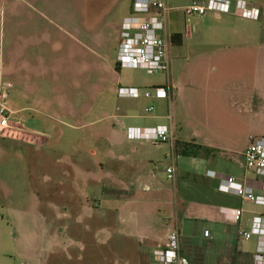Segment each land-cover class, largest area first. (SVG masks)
<instances>
[{"label":"crops","instance_id":"1","mask_svg":"<svg viewBox=\"0 0 264 264\" xmlns=\"http://www.w3.org/2000/svg\"><path fill=\"white\" fill-rule=\"evenodd\" d=\"M194 1L204 0H188L185 5ZM229 1L232 4L230 14L208 12L203 16H187L180 9L182 7H170L166 19V27L170 31V75L168 86L165 87L170 96L158 97L167 100L170 111L169 124L158 126L169 128L176 143L202 146L217 152L212 155L202 152L197 157L184 156L177 152L176 145L168 144L169 149L163 154L172 159V165L168 167H174V177L170 178L165 169L170 180L159 177L151 167L145 172L137 170L129 182H125L117 170L110 177L115 187H102L110 197L107 209L116 214L114 226L112 221L103 222L104 213L88 215L87 195H81V184L77 181L82 177L85 184L92 180L100 184L105 167L101 164L100 177H94L85 168L68 164L72 172L65 175L70 180L74 177L73 188L79 194L78 201L71 202L70 199L67 205L70 212L74 213L75 207L82 210L75 216L73 224L79 226L87 219L85 230L91 232L93 226L94 244L90 245L94 246L95 260L97 257L101 259L100 264H103V259L101 254L97 256L96 245L107 246L116 233L136 244L135 264H157L154 256L156 248L162 246L167 235L177 229L180 232L182 253L190 264H258L255 255L259 237L254 235L247 240L242 234L250 231L255 217L264 216V205L247 202L234 193L224 191L221 186L225 179L234 177L264 194V180L247 171L242 155L251 136L264 135V0H245L250 8L260 10L256 20L241 15L235 8L238 0ZM15 5L16 1L14 15H22L23 12ZM176 12L183 13L184 23ZM72 17H75L74 14ZM192 17L198 19L201 25L213 27L215 33L221 31V34L216 35L221 39L207 42L196 39L197 29L189 25ZM80 19L81 22L74 20L69 25L53 23L59 36L46 28L26 35L15 33L14 48L9 55L5 51L6 28L5 25L2 28L0 23V94L5 93L6 106L11 91L16 90L21 96H33L43 105L74 111L68 98L69 92L65 89L69 83L62 77L68 74L65 68H70L75 92H79L87 71L101 72V56L97 55L96 48L103 43L100 25H88L85 18ZM34 47L37 52L35 58L30 60L25 55ZM87 53L95 57V60L89 61V65L86 63ZM189 53L194 56L189 57ZM172 59L178 64L183 60L181 70L178 68L181 80L177 78V67L174 68L176 74L171 73ZM121 70L119 67L117 72ZM100 72L98 75H101ZM38 77L44 81H38ZM45 82L49 85L48 89L58 95L53 100L36 98L47 87ZM174 102L178 104L179 111L185 110L181 120L174 116ZM8 110L12 131L7 136H0L1 139H22L36 144L40 141L43 144L48 139L46 132L30 127L27 123L12 124L10 116L15 112ZM76 115L79 116V113L76 112ZM145 140L148 139L139 141ZM139 143L145 146L144 142ZM147 143L156 149L154 152L143 149L148 160L152 161L157 158L155 153L163 150L162 146L165 145L153 141ZM136 149L139 147L136 146ZM113 156L117 162L122 161V157L116 153ZM236 210L241 212L238 219L235 217ZM40 222L43 225L39 246L42 254L35 264L50 260L55 242L46 219L40 217ZM83 233L76 232L68 237V246L64 248L77 247L81 251L85 239ZM108 254L115 253L110 250ZM68 258L71 259V256ZM23 264L33 263L27 260Z\"/></svg>","mask_w":264,"mask_h":264},{"label":"rangeland","instance_id":"2","mask_svg":"<svg viewBox=\"0 0 264 264\" xmlns=\"http://www.w3.org/2000/svg\"><path fill=\"white\" fill-rule=\"evenodd\" d=\"M15 1V6L23 12L22 15H14ZM187 1L168 0L167 3L169 7H184ZM131 5L132 0H0V23L2 28L4 25L6 28L7 55L14 48L12 45L15 33L26 35L41 32L46 28L58 35L59 32L53 23L69 25L74 23V20L79 23L80 18L86 19V15L90 21L95 20L100 25L99 33L103 42L101 47L96 48L97 55L101 56V75H98V71H87L82 78L83 84L79 92H75L70 68H65L68 74L62 77L69 83L65 89L69 92L68 98L71 99L74 111L57 110L51 105H43L33 96H21L16 90L11 91L6 100L8 108L15 112L10 116L12 124L27 123L28 126L42 130L49 136L43 144L41 141L36 144L27 143L22 139L0 138V264H23L27 260L35 264L40 260V235L43 234L40 217L46 219V223L51 226V237L55 238L50 260L44 261L43 264H100L101 259L97 257L95 260L94 246L90 245L94 244L93 226L91 232L85 230L87 219L79 226L73 224L75 216L82 210L75 207L73 213L67 205L70 199L71 202L78 201L79 194L73 188L74 177L70 180L68 175H65L67 172L71 174V165L85 168L94 177L99 176L101 164L105 167L102 183L92 180L85 184L82 177L77 181L81 184V195H87L88 215L104 213L103 222L112 221L113 226L116 224V214L107 209V200L110 197L102 190L103 186L109 189L115 187L110 179L112 174L119 170L120 177L129 182L137 170L145 172L152 167L159 177L164 176L165 180H170L165 169L172 165V159L163 154L169 149L170 143H163V150H158L155 153L157 158L151 161L143 149L154 152L155 147L147 143L152 140H131L127 136L130 126L156 128L170 122L167 100L156 97L155 93L152 98L144 96L145 91H152L154 87H167L170 70L169 75L162 71L149 74L141 68L126 67L120 72L116 70L121 25L124 18L130 15ZM176 13L184 23L183 13ZM73 14L75 17H72ZM189 25L196 27L195 38L199 41L221 39L216 36L221 34V31L215 33L213 27L199 24L198 19L194 17ZM167 33L169 36L168 29ZM36 52L34 47L25 56L33 60ZM86 55V63L89 65V61L95 57L92 58L89 53ZM193 56L189 53V57ZM96 61L98 63L97 57ZM172 62L171 73L174 75L177 71V78L181 80L183 60L179 64L173 59ZM62 72L64 74V70ZM39 80L44 81L38 77ZM44 84L47 85V82ZM48 88L49 85L36 98L47 97L48 100H53L58 96ZM120 88H138L142 94L137 98L123 96L119 93ZM151 106L154 111H147ZM184 111H179L178 104L174 102L173 112L177 119L181 120L183 115L185 116ZM139 142H144L145 146H140ZM147 144L150 146H146ZM136 146L139 147L138 150ZM115 153L122 157L121 162L116 161L113 156ZM69 163L71 165H68ZM76 232H84V247L81 251L77 247L66 248V239ZM96 246L97 256L101 254L103 264H126L127 261H130L129 264H135L136 244L117 233L107 246ZM110 250L115 254H108Z\"/></svg>","mask_w":264,"mask_h":264},{"label":"built area","instance_id":"3","mask_svg":"<svg viewBox=\"0 0 264 264\" xmlns=\"http://www.w3.org/2000/svg\"><path fill=\"white\" fill-rule=\"evenodd\" d=\"M235 8L245 18L256 20L260 16V10L250 8L245 0H238L235 3ZM170 9L167 0H132L130 15L124 18L121 25L117 55V64L120 68H141L149 74L162 71L169 75L170 37L167 33L166 19ZM180 9L187 16H203L208 12L230 14L232 4L229 0H204L194 1ZM119 93L134 98L142 94L138 88H120ZM153 93L156 97L169 98L170 96L165 87H154L152 91H145L144 96L152 98ZM4 98L5 93L0 94V136H7L12 131L9 110ZM147 111H154V107L147 108ZM127 136L131 140L148 139L176 145L173 132L165 126L156 128L130 126ZM242 155L247 171L264 180V135L251 136ZM167 173L170 178H173L174 167H168ZM221 188L228 193L231 192L242 197L247 202L264 205V194L247 187L237 178L225 179ZM235 212V217L238 219L241 212L240 210ZM205 234L208 235V232ZM242 235L247 240L254 235L259 237L255 261L258 264H264V216L255 217L250 231L244 232ZM154 256L157 258V264H190L188 258L182 253L178 229L167 235L165 243L156 248Z\"/></svg>","mask_w":264,"mask_h":264},{"label":"trees","instance_id":"4","mask_svg":"<svg viewBox=\"0 0 264 264\" xmlns=\"http://www.w3.org/2000/svg\"><path fill=\"white\" fill-rule=\"evenodd\" d=\"M117 70H119L118 64H117ZM176 149L177 152L181 155L194 156V157L201 155L202 152H204L207 155H212L217 152L216 150L204 148L202 146H193L191 144L179 143V142L176 143Z\"/></svg>","mask_w":264,"mask_h":264},{"label":"flooded vegetation","instance_id":"5","mask_svg":"<svg viewBox=\"0 0 264 264\" xmlns=\"http://www.w3.org/2000/svg\"><path fill=\"white\" fill-rule=\"evenodd\" d=\"M86 23H87L88 25H91V24L96 25V24H98V22H95V20H94V21H90V20L88 19V16H87V15H86Z\"/></svg>","mask_w":264,"mask_h":264}]
</instances>
